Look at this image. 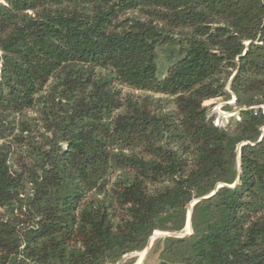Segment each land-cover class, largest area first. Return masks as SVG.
<instances>
[{"label":"trees","instance_id":"16d2710c","mask_svg":"<svg viewBox=\"0 0 264 264\" xmlns=\"http://www.w3.org/2000/svg\"><path fill=\"white\" fill-rule=\"evenodd\" d=\"M194 201L159 264H264V0H2L0 264H117Z\"/></svg>","mask_w":264,"mask_h":264},{"label":"rangeland","instance_id":"374dc122","mask_svg":"<svg viewBox=\"0 0 264 264\" xmlns=\"http://www.w3.org/2000/svg\"><path fill=\"white\" fill-rule=\"evenodd\" d=\"M0 2H2V0H0ZM159 61L162 62L161 56L159 57ZM122 92L138 95L137 92H133V91L131 92L128 90H123ZM232 102H233V98L228 102H224L221 99H214V100L204 102L203 105L207 107L208 118L212 117L214 124L225 127L228 124L230 119L236 118L238 115L237 114L238 112L234 109V104H232ZM226 106H230L232 108V111L231 112L226 111L224 109V107ZM187 232H188V229L185 230L184 228L183 232L178 235L182 236V235H185ZM167 234L168 233H160V232H156L153 234V236L149 240L148 246L142 251L143 254L145 251V255L143 256V259L141 260V264H159V253L163 247L162 242L159 240L165 237V235ZM140 253L141 252H137V253L126 255L117 264H136L137 260L139 259Z\"/></svg>","mask_w":264,"mask_h":264},{"label":"water","instance_id":"95a60500","mask_svg":"<svg viewBox=\"0 0 264 264\" xmlns=\"http://www.w3.org/2000/svg\"><path fill=\"white\" fill-rule=\"evenodd\" d=\"M234 103H235V99H233L232 104H234ZM213 194H214V192L211 193L209 196H212ZM209 196H208V197H209ZM206 198H207V197H206ZM203 199H204V198H203ZM196 202H197V201H194V202L190 205V207H189V209H188V212H187L186 222H188L189 231H188L185 235H182V236L167 234V235H165V237L172 236V237H175V238H179V237H184V236H187V235H190V234H191V208H192V206H193ZM148 244H149V242H148ZM148 244H147V246H148ZM147 246H146V247H147ZM144 255H145V251H144Z\"/></svg>","mask_w":264,"mask_h":264},{"label":"bare ground","instance_id":"6f19581e","mask_svg":"<svg viewBox=\"0 0 264 264\" xmlns=\"http://www.w3.org/2000/svg\"><path fill=\"white\" fill-rule=\"evenodd\" d=\"M186 229H188V231H189L188 222H186L185 230H186ZM143 256H144V254H143V252H141V253L139 254V259L137 260L136 264H141V260L143 259Z\"/></svg>","mask_w":264,"mask_h":264}]
</instances>
